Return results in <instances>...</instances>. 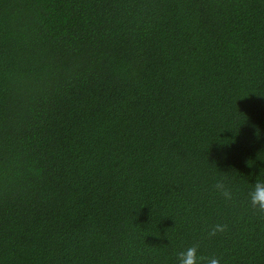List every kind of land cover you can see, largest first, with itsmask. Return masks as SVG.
Here are the masks:
<instances>
[{
	"label": "trees",
	"instance_id": "obj_1",
	"mask_svg": "<svg viewBox=\"0 0 264 264\" xmlns=\"http://www.w3.org/2000/svg\"><path fill=\"white\" fill-rule=\"evenodd\" d=\"M256 179L264 0H0V264H264Z\"/></svg>",
	"mask_w": 264,
	"mask_h": 264
},
{
	"label": "clouds",
	"instance_id": "obj_2",
	"mask_svg": "<svg viewBox=\"0 0 264 264\" xmlns=\"http://www.w3.org/2000/svg\"><path fill=\"white\" fill-rule=\"evenodd\" d=\"M251 174V173H250ZM259 174V171L258 173ZM215 191L225 200H232L234 197L233 190L226 187L223 179H218L213 185ZM247 201L250 205L264 213V179H256L251 183L247 193ZM227 225L215 223L208 230L209 236H215L226 230ZM203 258L197 255V246L186 247L175 254V264H200ZM206 264H221L220 259L216 256L207 258Z\"/></svg>",
	"mask_w": 264,
	"mask_h": 264
}]
</instances>
